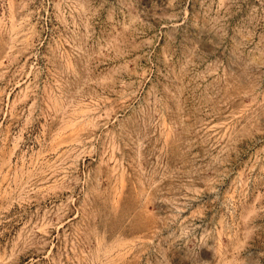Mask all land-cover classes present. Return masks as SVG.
I'll return each mask as SVG.
<instances>
[{"label": "rangeland", "instance_id": "374dc122", "mask_svg": "<svg viewBox=\"0 0 264 264\" xmlns=\"http://www.w3.org/2000/svg\"><path fill=\"white\" fill-rule=\"evenodd\" d=\"M0 264H264V0H0Z\"/></svg>", "mask_w": 264, "mask_h": 264}]
</instances>
